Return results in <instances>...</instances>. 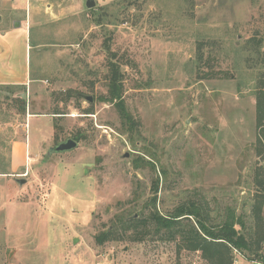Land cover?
Returning <instances> with one entry per match:
<instances>
[{"label":"rangeland","instance_id":"rangeland-1","mask_svg":"<svg viewBox=\"0 0 264 264\" xmlns=\"http://www.w3.org/2000/svg\"><path fill=\"white\" fill-rule=\"evenodd\" d=\"M3 1L28 31L16 60L32 84L0 86V264H208L152 229L96 241L155 206L195 203L212 223L234 213L253 226L264 196V0ZM8 10L0 29L19 28ZM111 60L133 133L103 100ZM68 139L78 146L49 153ZM18 140L26 158L12 155ZM233 261L261 264L249 251Z\"/></svg>","mask_w":264,"mask_h":264},{"label":"trees","instance_id":"trees-1","mask_svg":"<svg viewBox=\"0 0 264 264\" xmlns=\"http://www.w3.org/2000/svg\"><path fill=\"white\" fill-rule=\"evenodd\" d=\"M116 56V53H112L111 58ZM109 66L108 95L103 100L116 101L123 124L133 133L137 121L126 109L123 101L122 71L119 64L113 60ZM260 82L261 86L256 93V129L257 142L264 147V79L261 78ZM19 103L20 112L25 113L26 101L19 98ZM142 160L155 167L153 161ZM252 209L255 219L253 226L248 229L247 224L236 219L234 213L228 214L227 218L218 224L212 223L211 217L205 214L204 206L195 203L180 205L169 214H162L155 206L147 215L143 212L120 218V222L114 227L97 235L96 241L103 244L109 240H119V234L127 235L129 232H132L133 240H140L152 229V232L157 234L164 232L167 239L177 240L180 248L201 252L202 258L208 264H233L234 250L242 253L254 252V260L264 264V234L261 235L260 232L264 230V196L255 199ZM237 225H240V228L236 227Z\"/></svg>","mask_w":264,"mask_h":264},{"label":"crops","instance_id":"crops-1","mask_svg":"<svg viewBox=\"0 0 264 264\" xmlns=\"http://www.w3.org/2000/svg\"><path fill=\"white\" fill-rule=\"evenodd\" d=\"M1 8L5 11L8 10V6L3 0H0V9ZM8 14L11 23L20 21L21 26L19 28L11 26L0 29V86L16 87L29 85L32 84V80L29 76L28 65L21 66L20 60H16L18 53H20L18 47H22L24 40L26 43V50L29 47L27 44L28 31L24 21L15 18L11 10ZM11 152L12 155L22 153L26 158V155H28V146L23 140L15 141L12 144Z\"/></svg>","mask_w":264,"mask_h":264},{"label":"water","instance_id":"water-1","mask_svg":"<svg viewBox=\"0 0 264 264\" xmlns=\"http://www.w3.org/2000/svg\"><path fill=\"white\" fill-rule=\"evenodd\" d=\"M86 5L88 8H93L95 6V1L94 0H87ZM16 27L21 26L20 21L15 22ZM87 99L89 101H92V97L88 96ZM78 146V142L74 139H68L64 142L59 143L56 147L51 148L49 150V153H54V152H66L75 149ZM128 156V155H127ZM22 182H25V179L22 180Z\"/></svg>","mask_w":264,"mask_h":264},{"label":"built area","instance_id":"built-area-1","mask_svg":"<svg viewBox=\"0 0 264 264\" xmlns=\"http://www.w3.org/2000/svg\"><path fill=\"white\" fill-rule=\"evenodd\" d=\"M24 1L26 2V5H27L26 7H27V10H28V9H29V4H30L29 2H30L31 0H24Z\"/></svg>","mask_w":264,"mask_h":264}]
</instances>
